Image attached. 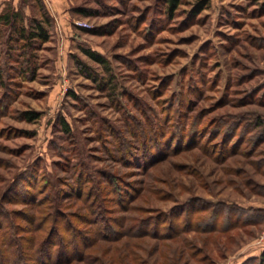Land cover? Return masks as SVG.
I'll use <instances>...</instances> for the list:
<instances>
[{
  "label": "rangeland",
  "instance_id": "1",
  "mask_svg": "<svg viewBox=\"0 0 264 264\" xmlns=\"http://www.w3.org/2000/svg\"><path fill=\"white\" fill-rule=\"evenodd\" d=\"M40 2L2 0L0 13L17 10L27 27L41 19ZM263 3L181 0L168 16L165 0H68L63 27L43 4L49 39L24 50L22 41L11 40L10 25L0 23V219L3 210L22 213L23 201L44 197L37 196L42 179L73 197L72 165L79 159L105 190L111 175L129 190L123 197L136 195L127 213L138 219L136 231L142 225L139 232H148L130 240V248L126 238L101 243L92 256L104 264H132L128 252L146 264H202L208 252L219 258L222 250L226 259L214 264H235L260 252L264 223L235 229L230 242L208 251L193 234L168 240L156 233L166 235L169 220L181 227L180 206L193 199L264 209ZM25 112L39 116L29 122ZM257 120L263 124L255 126ZM141 127L149 132L142 135ZM162 127L167 134L159 151L167 154L149 168L136 164L133 148L129 154L122 148L126 157L112 151L123 146L118 136L136 149L142 136L152 139ZM200 133L205 141L187 146ZM113 205L107 204L119 216Z\"/></svg>",
  "mask_w": 264,
  "mask_h": 264
},
{
  "label": "trees",
  "instance_id": "2",
  "mask_svg": "<svg viewBox=\"0 0 264 264\" xmlns=\"http://www.w3.org/2000/svg\"><path fill=\"white\" fill-rule=\"evenodd\" d=\"M180 2L181 0H165L168 16L173 15ZM39 4L42 6L40 8L42 11L41 19L33 18L27 27L17 10L12 11L10 9L0 13V23L10 25L12 33L16 34V37L13 35L11 40L22 41L19 48L23 50L33 48L35 44L44 43L49 39L48 23L50 17L46 8L43 7V3L40 2ZM205 7L206 3L203 2V5H200L197 11L195 10L196 14ZM262 9L264 10V3ZM75 12L83 16L91 15L90 11L80 8L75 9ZM85 54L97 63H104L101 57L93 52L85 51ZM8 57L10 60L15 58L12 55H8ZM3 82V72L0 67V86ZM38 116L39 114L35 112L23 114L24 120L29 122L36 120ZM155 121L158 123L157 119ZM59 124L63 132L70 133L69 125L64 119H60ZM150 124L155 125L152 121ZM262 124L263 122L257 120L255 126ZM146 128L141 127L142 135L149 132V129ZM154 133L155 136L152 139L142 136L143 139L140 138L139 148L136 149L132 147L133 145L126 144L123 138L118 136L117 142L123 146L119 150L114 148L112 151L126 157L122 148L125 149L126 153L133 148V150H137L133 151L134 154L131 155L136 159V164H139L138 166L142 170L149 168L153 162L162 159L167 154L166 152L162 154L159 151L166 141L165 138L162 139V135L165 136L167 132L162 127ZM200 136V139L191 136L186 143L187 146H194L193 143L195 146L202 144L205 140L201 133ZM183 138L186 136L184 135ZM150 141L151 146L148 144ZM77 157L78 155H76ZM76 160L77 163L72 165V170L78 179L74 185L69 184L71 186L69 188L72 191L75 190L73 197L72 195H65L66 191L59 190L56 181L42 179V191L37 196L44 194V197L40 199L35 197L22 202L25 212L28 214L25 212L13 213L8 209L2 211L0 219V264H104L100 257L92 256L94 252H97L95 249L99 248L101 243L117 242L126 238L128 240L124 246L130 248V246L132 247L130 240L148 237L147 231L139 232L142 225L136 231L135 224L139 221L127 213L132 210L126 203H131L136 195L130 193L127 198L123 197V193L129 190L114 182L115 179L111 175L105 176L106 183L109 182V188L105 190L101 182L95 181L96 174L89 171L82 161ZM96 173L99 174V172ZM100 175L102 174L100 173ZM112 193L118 194L117 200L116 198L110 199L113 197ZM6 202L10 204V202ZM107 204L108 206L109 204L117 206L115 208L119 209L120 215H112L115 210L110 209ZM72 207L78 211L76 214L67 211L68 208ZM109 211H111V215ZM178 213L179 216L186 214L181 227H177L178 225L173 220H169L167 223L168 233L164 235L157 232L156 235L164 237L162 239L176 240L193 234L197 239L201 237L203 249L205 248L207 251L209 245L216 248L220 247L218 243L220 240L223 246L225 242H230L233 238L229 233L235 229L264 223L263 208H241L233 204L212 202L203 198L193 199L185 206L181 205ZM162 224L166 225V222L157 223L158 226ZM216 235L219 237L214 239ZM223 248L225 249V247ZM222 252L219 258H213L208 252L207 255H204L205 259L199 262L214 264L216 259L227 257L225 256L226 251L222 250ZM182 254L180 253L177 257L180 258ZM131 255L133 256L130 258L132 264H141L139 261L146 264L143 260L137 259L133 252H128V256L131 257ZM242 264H264V250L258 257L247 258Z\"/></svg>",
  "mask_w": 264,
  "mask_h": 264
},
{
  "label": "crops",
  "instance_id": "3",
  "mask_svg": "<svg viewBox=\"0 0 264 264\" xmlns=\"http://www.w3.org/2000/svg\"><path fill=\"white\" fill-rule=\"evenodd\" d=\"M2 1V0H0ZM43 4L47 7L49 14H51V16L55 19V23L57 24V26L59 27H63L62 26V21L65 15L64 11H66L65 9L68 7V0H42ZM257 244V243H256ZM263 249H260L257 254H252V256H258ZM252 256H247V258H250ZM226 259V258H225ZM237 262L235 264H242L243 260L246 259V257H241L239 256V258H236ZM225 264H229V262L227 261Z\"/></svg>",
  "mask_w": 264,
  "mask_h": 264
},
{
  "label": "built area",
  "instance_id": "4",
  "mask_svg": "<svg viewBox=\"0 0 264 264\" xmlns=\"http://www.w3.org/2000/svg\"><path fill=\"white\" fill-rule=\"evenodd\" d=\"M257 243L264 245V230L260 233L258 239H257Z\"/></svg>",
  "mask_w": 264,
  "mask_h": 264
}]
</instances>
